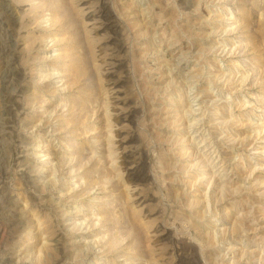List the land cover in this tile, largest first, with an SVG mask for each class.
I'll list each match as a JSON object with an SVG mask.
<instances>
[{"label": "rangeland", "instance_id": "374dc122", "mask_svg": "<svg viewBox=\"0 0 264 264\" xmlns=\"http://www.w3.org/2000/svg\"><path fill=\"white\" fill-rule=\"evenodd\" d=\"M0 264H264V0H0Z\"/></svg>", "mask_w": 264, "mask_h": 264}]
</instances>
